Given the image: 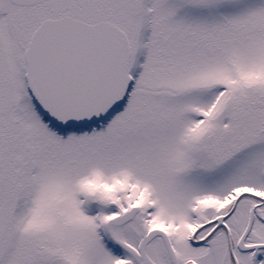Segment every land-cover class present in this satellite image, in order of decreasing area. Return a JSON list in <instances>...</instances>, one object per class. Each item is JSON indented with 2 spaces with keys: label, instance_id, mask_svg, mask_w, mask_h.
Here are the masks:
<instances>
[{
  "label": "snow or ice",
  "instance_id": "1",
  "mask_svg": "<svg viewBox=\"0 0 264 264\" xmlns=\"http://www.w3.org/2000/svg\"><path fill=\"white\" fill-rule=\"evenodd\" d=\"M0 264H264V0H0Z\"/></svg>",
  "mask_w": 264,
  "mask_h": 264
}]
</instances>
